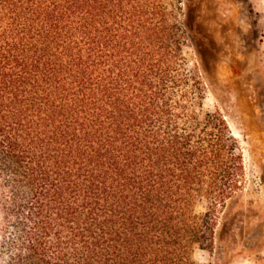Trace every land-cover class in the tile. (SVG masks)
I'll return each mask as SVG.
<instances>
[{
  "label": "trees",
  "instance_id": "obj_1",
  "mask_svg": "<svg viewBox=\"0 0 264 264\" xmlns=\"http://www.w3.org/2000/svg\"><path fill=\"white\" fill-rule=\"evenodd\" d=\"M175 10L0 0V264H198L196 249L214 251L242 157L204 108L205 38Z\"/></svg>",
  "mask_w": 264,
  "mask_h": 264
},
{
  "label": "rangeland",
  "instance_id": "obj_2",
  "mask_svg": "<svg viewBox=\"0 0 264 264\" xmlns=\"http://www.w3.org/2000/svg\"><path fill=\"white\" fill-rule=\"evenodd\" d=\"M166 1L177 13L181 8V21L190 10L189 20L205 38L204 108L225 117L243 165L241 190L218 218L214 251L196 249L193 260L264 264V0ZM186 38V57L198 62L191 36ZM205 205L200 201L197 211Z\"/></svg>",
  "mask_w": 264,
  "mask_h": 264
}]
</instances>
